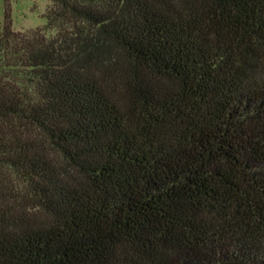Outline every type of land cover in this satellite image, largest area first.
Returning <instances> with one entry per match:
<instances>
[{
  "label": "trees",
  "instance_id": "trees-1",
  "mask_svg": "<svg viewBox=\"0 0 264 264\" xmlns=\"http://www.w3.org/2000/svg\"><path fill=\"white\" fill-rule=\"evenodd\" d=\"M51 2L0 27V264H264V0Z\"/></svg>",
  "mask_w": 264,
  "mask_h": 264
},
{
  "label": "rangeland",
  "instance_id": "rangeland-1",
  "mask_svg": "<svg viewBox=\"0 0 264 264\" xmlns=\"http://www.w3.org/2000/svg\"><path fill=\"white\" fill-rule=\"evenodd\" d=\"M51 7V0H0V27L8 14L16 30L46 28V14ZM48 33L53 35L55 30L48 29Z\"/></svg>",
  "mask_w": 264,
  "mask_h": 264
}]
</instances>
